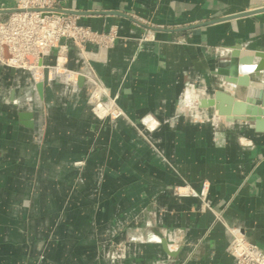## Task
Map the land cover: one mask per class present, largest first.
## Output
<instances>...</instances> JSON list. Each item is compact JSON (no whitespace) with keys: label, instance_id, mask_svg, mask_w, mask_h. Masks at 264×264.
<instances>
[{"label":"crops","instance_id":"0c3cea01","mask_svg":"<svg viewBox=\"0 0 264 264\" xmlns=\"http://www.w3.org/2000/svg\"><path fill=\"white\" fill-rule=\"evenodd\" d=\"M56 2L117 36L84 53L59 41L75 88L45 76L38 92L0 62V264H232L234 226L264 246V126L200 104L217 90L244 98L218 68L237 46L264 51V0ZM92 72L123 114L91 111ZM202 180L212 210L174 192Z\"/></svg>","mask_w":264,"mask_h":264},{"label":"built area","instance_id":"2783aa9c","mask_svg":"<svg viewBox=\"0 0 264 264\" xmlns=\"http://www.w3.org/2000/svg\"><path fill=\"white\" fill-rule=\"evenodd\" d=\"M15 4L6 17H0V62L7 66L28 70L33 86L48 79H58L75 88L76 80L82 73L66 66V45L59 44L64 38L70 40L81 53L84 45L93 43L99 49L112 46L117 36L114 27L97 30L78 22V15L67 12L56 0H14ZM3 8L0 7V10ZM58 46L54 62L43 64L42 56L52 47ZM89 102L98 116L115 118L123 114L114 99L103 100L105 88L93 77ZM208 182L202 180L199 188L190 185H176L177 195H189L200 200V210L213 207L207 197ZM229 237L225 250L232 256V264H264V246L250 242L238 227L227 228Z\"/></svg>","mask_w":264,"mask_h":264},{"label":"water","instance_id":"95a60500","mask_svg":"<svg viewBox=\"0 0 264 264\" xmlns=\"http://www.w3.org/2000/svg\"><path fill=\"white\" fill-rule=\"evenodd\" d=\"M11 10V9H10ZM10 10H0V12H8ZM67 12L78 14L74 10ZM116 11H105V13H114ZM248 13V12H244ZM238 46L235 47L230 57L225 62L226 67H219L218 71L224 75V80L234 86H243L246 94L242 100L235 99L231 94H225L219 90L209 98H202L201 105L213 106L220 115H229L233 118H244L254 121L258 127L264 126V119L261 120L260 115H264V52L255 51L252 55L238 56ZM261 81L260 88H253L250 82ZM42 82L36 83V89L41 91ZM25 118L30 117V113L22 114ZM25 124L29 122L27 119Z\"/></svg>","mask_w":264,"mask_h":264},{"label":"rangeland","instance_id":"374dc122","mask_svg":"<svg viewBox=\"0 0 264 264\" xmlns=\"http://www.w3.org/2000/svg\"><path fill=\"white\" fill-rule=\"evenodd\" d=\"M90 76L95 77V78L99 81V83L101 84V86L105 88V86H104V85L102 84V82L98 79V77L96 76V74H95L94 72H92V73L90 74ZM105 91H106V93H105L104 96H103V98H104L103 100H107V98H108V99H114L112 96H109V95H108L106 88H105ZM90 93H91V90H90ZM90 93H89V95H90ZM88 99H89V96H88ZM88 101H89V100H88ZM114 101H115V100H114ZM115 104H116V106H118L116 102H115ZM89 107H90L91 111H92L96 116H98V114L96 113V111H95L94 108H93V105L90 104V102H89ZM118 107H119V106H118ZM121 110H122V109H121ZM122 112H123V111H122ZM105 116H107V115H105ZM98 117H101V116H98ZM75 163H80V162L77 161V162H75ZM175 186H176V185H175ZM175 186H173V188H174Z\"/></svg>","mask_w":264,"mask_h":264},{"label":"bare ground","instance_id":"6f19581e","mask_svg":"<svg viewBox=\"0 0 264 264\" xmlns=\"http://www.w3.org/2000/svg\"><path fill=\"white\" fill-rule=\"evenodd\" d=\"M262 52H264V51H262ZM263 63H264V59H263V61H262Z\"/></svg>","mask_w":264,"mask_h":264}]
</instances>
